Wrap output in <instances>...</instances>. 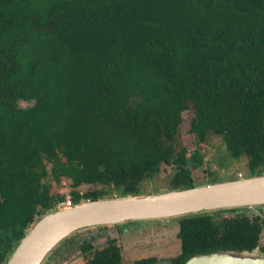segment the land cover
Instances as JSON below:
<instances>
[{
  "label": "trees",
  "instance_id": "16d2710c",
  "mask_svg": "<svg viewBox=\"0 0 264 264\" xmlns=\"http://www.w3.org/2000/svg\"><path fill=\"white\" fill-rule=\"evenodd\" d=\"M212 136L248 176L264 174V0H0V264L65 201L47 177L70 181L74 205L141 195L163 165L168 189L191 188ZM236 209L177 217L168 261L259 247L264 218H217ZM86 264H123L121 248Z\"/></svg>",
  "mask_w": 264,
  "mask_h": 264
},
{
  "label": "water",
  "instance_id": "95a60500",
  "mask_svg": "<svg viewBox=\"0 0 264 264\" xmlns=\"http://www.w3.org/2000/svg\"><path fill=\"white\" fill-rule=\"evenodd\" d=\"M261 205H264V174L186 189H167L153 195H114L86 200L45 213L23 237L6 264H41L64 238L87 227ZM257 249L200 254L184 264H264V255ZM153 264L171 263L156 261Z\"/></svg>",
  "mask_w": 264,
  "mask_h": 264
},
{
  "label": "rangeland",
  "instance_id": "374dc122",
  "mask_svg": "<svg viewBox=\"0 0 264 264\" xmlns=\"http://www.w3.org/2000/svg\"><path fill=\"white\" fill-rule=\"evenodd\" d=\"M18 105L22 108H27L30 103L19 100ZM182 122L180 124V141L190 150L195 148L194 137L189 132L190 112L182 113ZM204 162L201 166H196L193 169L194 180L197 185H204L211 182L210 177H216V181H225L238 178L239 174L243 177L248 176V170L245 167V160L241 158L234 160L227 154L223 142L218 136H212L203 147ZM196 165V164H195ZM50 165L47 167L49 168ZM194 166V165H193ZM172 165H163L160 172L150 180H144L141 185L143 194L153 195L163 192L168 189L169 177L173 172ZM237 173V177L230 175ZM46 181L50 186L52 193H58L65 196V201L70 198V181L61 179L60 182H55L47 177ZM90 186H79V191H86ZM114 196V195H113ZM64 201V202H65ZM237 212H243L250 216H260L264 218V205L239 207L233 211L221 212L217 215L220 217H231ZM44 214L36 218L35 223ZM118 225V224H117ZM31 227V228H32ZM30 230V229H29ZM178 231V218L169 217L164 219H142L120 223L119 226H107L97 228H83L70 234L65 242H60L56 245L43 259L41 264H86L88 258L91 257L93 250L98 251L103 249L108 240H116V243L122 250L123 264H133L135 260L156 257L157 261L167 262L170 257L175 256L180 251V242L176 234ZM72 240V245L68 242ZM77 241V242H76ZM85 241L91 242L93 250L90 252H82L79 250L77 243ZM264 229L262 231L258 253L264 255Z\"/></svg>",
  "mask_w": 264,
  "mask_h": 264
},
{
  "label": "flooded vegetation",
  "instance_id": "af4514ba",
  "mask_svg": "<svg viewBox=\"0 0 264 264\" xmlns=\"http://www.w3.org/2000/svg\"><path fill=\"white\" fill-rule=\"evenodd\" d=\"M119 224H120V223H118V225H117V224H113V225H110V226H119ZM104 226L107 227V226H109V225H102V227H104ZM97 227H101V226H93V227H89V228H97ZM263 229H264V228H263ZM110 241H113L116 245H118V244L116 243V240H112V239L108 240L107 244H108ZM72 242H73V241L70 240V241L68 242V244H70V246H71V245H72ZM76 242H77V241H76ZM85 242H88V241H85ZM83 243H84V242H83ZM83 243H79V244L77 243V245H79V250H80V251H82V249H81L80 246H81ZM89 243H90L91 246H92L91 250H93V245H92V243H91V242H89ZM118 246H119V245H118ZM91 250H90V251H91ZM90 251H86V252H90ZM82 252H84V251H82ZM93 252H94V250H93ZM84 253H85V252H84ZM121 253H122V250H121ZM135 261H137V260H135ZM135 261H134V262H135ZM134 262H133V264H134Z\"/></svg>",
  "mask_w": 264,
  "mask_h": 264
},
{
  "label": "built area",
  "instance_id": "2783aa9c",
  "mask_svg": "<svg viewBox=\"0 0 264 264\" xmlns=\"http://www.w3.org/2000/svg\"><path fill=\"white\" fill-rule=\"evenodd\" d=\"M238 176L241 177L242 175L239 174ZM73 205L74 204L71 202V199H68L67 201L60 203L58 207H71Z\"/></svg>",
  "mask_w": 264,
  "mask_h": 264
}]
</instances>
